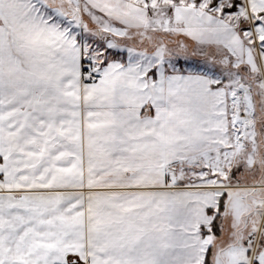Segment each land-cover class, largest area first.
I'll return each instance as SVG.
<instances>
[{"label": "snow or ice", "instance_id": "1", "mask_svg": "<svg viewBox=\"0 0 264 264\" xmlns=\"http://www.w3.org/2000/svg\"><path fill=\"white\" fill-rule=\"evenodd\" d=\"M0 264H264V0H0Z\"/></svg>", "mask_w": 264, "mask_h": 264}]
</instances>
